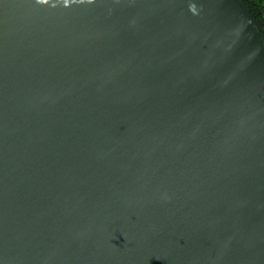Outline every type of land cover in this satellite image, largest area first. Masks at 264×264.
<instances>
[{
	"label": "water",
	"instance_id": "obj_1",
	"mask_svg": "<svg viewBox=\"0 0 264 264\" xmlns=\"http://www.w3.org/2000/svg\"><path fill=\"white\" fill-rule=\"evenodd\" d=\"M0 264H264L255 15L0 0Z\"/></svg>",
	"mask_w": 264,
	"mask_h": 264
},
{
	"label": "trees",
	"instance_id": "obj_2",
	"mask_svg": "<svg viewBox=\"0 0 264 264\" xmlns=\"http://www.w3.org/2000/svg\"><path fill=\"white\" fill-rule=\"evenodd\" d=\"M245 11L255 15V24L264 35V4L263 0H239ZM264 40V36H263Z\"/></svg>",
	"mask_w": 264,
	"mask_h": 264
},
{
	"label": "rangeland",
	"instance_id": "obj_3",
	"mask_svg": "<svg viewBox=\"0 0 264 264\" xmlns=\"http://www.w3.org/2000/svg\"><path fill=\"white\" fill-rule=\"evenodd\" d=\"M263 4H264V0H263ZM259 33H261V35L264 36L262 32L259 31Z\"/></svg>",
	"mask_w": 264,
	"mask_h": 264
},
{
	"label": "clouds",
	"instance_id": "obj_4",
	"mask_svg": "<svg viewBox=\"0 0 264 264\" xmlns=\"http://www.w3.org/2000/svg\"><path fill=\"white\" fill-rule=\"evenodd\" d=\"M90 2H91V0H90Z\"/></svg>",
	"mask_w": 264,
	"mask_h": 264
}]
</instances>
